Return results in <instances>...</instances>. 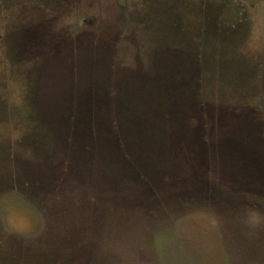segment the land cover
I'll use <instances>...</instances> for the list:
<instances>
[{"label":"rangeland","instance_id":"1","mask_svg":"<svg viewBox=\"0 0 264 264\" xmlns=\"http://www.w3.org/2000/svg\"><path fill=\"white\" fill-rule=\"evenodd\" d=\"M13 1L0 264H264V0Z\"/></svg>","mask_w":264,"mask_h":264},{"label":"trees","instance_id":"2","mask_svg":"<svg viewBox=\"0 0 264 264\" xmlns=\"http://www.w3.org/2000/svg\"><path fill=\"white\" fill-rule=\"evenodd\" d=\"M0 1H2L4 7H5V4H10L11 2H14L13 0H0ZM184 86H185V84H182L181 86H179L180 90H181V88H184ZM103 108L104 107H102L101 105L100 106H94V107H90V106L70 107V109L65 110L63 116H65L67 118L66 121L68 122V124H70V127L73 125V123H74V125H76V123L79 124V125H85V124L89 125V124H92L91 122H93V120H95V124H96L99 113H101L103 111H106ZM134 111H139V110L138 109L133 110L132 108H130L128 106H125L123 108H118V115L119 116H123V115L128 114V115L124 116L123 118L130 119L132 117V115H133L132 113ZM19 112H20V114H19V118L20 119L17 118L18 121L26 122L28 120H31V117L28 115L27 111H24V109H23V111H19ZM50 112L54 113L53 116L56 117L55 112H53V111H50ZM42 116L44 117V113L43 112H42ZM21 118H23V119H21ZM147 118L148 117H144L142 119V121L144 119H147ZM78 119H80V121ZM77 121H79V122H77ZM28 131H29V129H28ZM33 133L34 132L31 130L30 134L32 135ZM55 133H56V131H55ZM23 134L24 135H23L22 138L26 139L27 134H25V132ZM9 150L11 151V148H9Z\"/></svg>","mask_w":264,"mask_h":264}]
</instances>
